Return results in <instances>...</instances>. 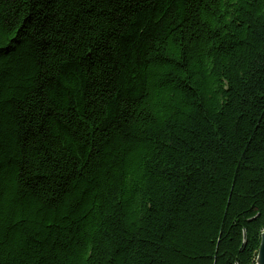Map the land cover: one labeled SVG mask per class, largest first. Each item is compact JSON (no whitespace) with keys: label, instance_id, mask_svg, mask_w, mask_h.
I'll return each instance as SVG.
<instances>
[{"label":"trees","instance_id":"trees-1","mask_svg":"<svg viewBox=\"0 0 264 264\" xmlns=\"http://www.w3.org/2000/svg\"><path fill=\"white\" fill-rule=\"evenodd\" d=\"M264 0H0V264H257Z\"/></svg>","mask_w":264,"mask_h":264},{"label":"water","instance_id":"water-1","mask_svg":"<svg viewBox=\"0 0 264 264\" xmlns=\"http://www.w3.org/2000/svg\"><path fill=\"white\" fill-rule=\"evenodd\" d=\"M257 264H264V232L262 234L261 245L258 252Z\"/></svg>","mask_w":264,"mask_h":264}]
</instances>
